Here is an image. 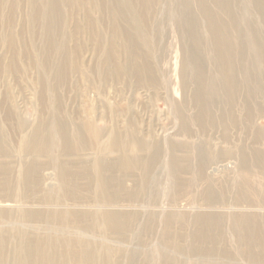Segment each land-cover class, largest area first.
Instances as JSON below:
<instances>
[{
  "label": "rangeland",
  "instance_id": "rangeland-1",
  "mask_svg": "<svg viewBox=\"0 0 264 264\" xmlns=\"http://www.w3.org/2000/svg\"><path fill=\"white\" fill-rule=\"evenodd\" d=\"M24 262L264 264V0H0Z\"/></svg>",
  "mask_w": 264,
  "mask_h": 264
},
{
  "label": "bare ground",
  "instance_id": "bare-ground-1",
  "mask_svg": "<svg viewBox=\"0 0 264 264\" xmlns=\"http://www.w3.org/2000/svg\"><path fill=\"white\" fill-rule=\"evenodd\" d=\"M106 136H107V135H106ZM109 136H110V135H109ZM109 136H108V137H109ZM114 136L116 137L115 134H114ZM110 137H111V136H110ZM112 137H113V135H112ZM117 137H118V136H117ZM110 139H111V138H110ZM115 140H116V139H115ZM115 140H114V142H116ZM117 140H118V139H117ZM25 142H26V141H25ZM27 142H28V141H27ZM76 144H77V143H76ZM78 144H79V143H78ZM23 151H24V150H23ZM42 156H43V155H42ZM64 176H65V175H64ZM66 176H67V175H66ZM19 262H20V261H19ZM21 262H23V261H21ZM30 262H31V261H30ZM38 262H39V261H38ZM44 262H45V261H44ZM19 264H22V263H19ZM23 264H30V263H29V262H24ZM31 264H32V263H31ZM40 264H41V263H40Z\"/></svg>",
  "mask_w": 264,
  "mask_h": 264
}]
</instances>
